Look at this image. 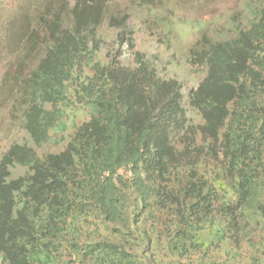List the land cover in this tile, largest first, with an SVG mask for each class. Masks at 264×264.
Wrapping results in <instances>:
<instances>
[{
  "label": "trees",
  "instance_id": "trees-1",
  "mask_svg": "<svg viewBox=\"0 0 264 264\" xmlns=\"http://www.w3.org/2000/svg\"><path fill=\"white\" fill-rule=\"evenodd\" d=\"M68 12V23L63 11L50 21L47 13L36 16L47 39L17 96L35 146L60 129L61 107H84L89 120L59 153L39 158L13 144L0 158V264H71L73 255L93 261L78 242L91 218L126 228L155 215L152 233L164 237L167 264H192L188 251L198 250V233L214 216L238 230L264 213V4L249 6L252 21L233 38L202 35L190 48L189 63L206 69L188 94L199 122L182 104L180 83L160 77L140 52L132 67L96 61L94 0ZM125 17L116 40L132 50ZM17 167L26 172L12 177ZM95 246L115 249L107 264H135L115 244Z\"/></svg>",
  "mask_w": 264,
  "mask_h": 264
},
{
  "label": "rangeland",
  "instance_id": "rangeland-1",
  "mask_svg": "<svg viewBox=\"0 0 264 264\" xmlns=\"http://www.w3.org/2000/svg\"><path fill=\"white\" fill-rule=\"evenodd\" d=\"M79 0H0V158L13 144H26L32 147L37 156L62 151L77 126L89 120L87 109L74 104L61 107L60 129L51 130L49 141L38 147L24 129L22 111L25 101L20 94L26 90V79L40 57V49L46 42L42 27L35 22L37 15L63 11L68 23V9ZM100 12L97 38L102 49L96 61L108 65L111 59L125 67H132L133 54L140 52L154 66L157 74L164 79L180 83L182 104L195 122L199 118L190 111L188 94L195 89L206 75V69L189 63L192 45L207 35L213 41L233 38L237 28L244 29L252 21L249 6L261 7L264 0H94ZM126 16L125 25L133 33L134 48L121 46L116 40ZM116 18V19H115ZM115 57V58H114ZM84 74H88L86 70ZM70 96L71 101L73 100ZM51 109L50 106H46ZM26 168L17 167L12 177L23 175ZM151 216L147 222L132 220L128 228L120 222L104 223L101 219L90 220L94 224L85 225L78 242L84 251L91 254L93 261L79 262L74 255L69 256L71 264H107L115 249L101 250L99 243L115 244L118 251L124 250L135 256V264H167L170 257L165 248L164 237H154L152 233L159 220ZM247 222V221H245ZM212 227L198 233L197 249L206 255L198 256L190 249L187 254L199 264H264V213L241 222L240 229L228 228L219 217H213ZM129 234V235H126ZM145 239H141V236ZM146 234V235H145ZM151 236V240L148 239ZM149 237V238H148ZM128 238V239H125ZM133 241H132V240ZM128 240L129 243H126ZM101 245V244H100ZM87 246V247H85ZM141 251L143 253L141 254ZM105 252V253H102ZM222 257L232 262H220ZM67 255L65 256V258ZM173 258V257H172ZM115 259V257H113ZM192 261V264L195 262Z\"/></svg>",
  "mask_w": 264,
  "mask_h": 264
},
{
  "label": "crops",
  "instance_id": "crops-1",
  "mask_svg": "<svg viewBox=\"0 0 264 264\" xmlns=\"http://www.w3.org/2000/svg\"><path fill=\"white\" fill-rule=\"evenodd\" d=\"M222 256H224V255L221 254L220 262H228L227 260H229L230 262H232L231 257L236 256V255H231V256H229V259L224 258V257H222Z\"/></svg>",
  "mask_w": 264,
  "mask_h": 264
}]
</instances>
